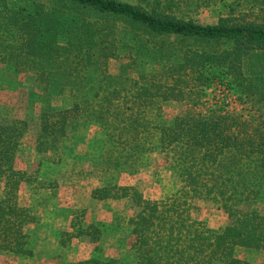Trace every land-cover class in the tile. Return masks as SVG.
Here are the masks:
<instances>
[{"label": "trees", "instance_id": "16d2710c", "mask_svg": "<svg viewBox=\"0 0 264 264\" xmlns=\"http://www.w3.org/2000/svg\"><path fill=\"white\" fill-rule=\"evenodd\" d=\"M205 8L217 21L191 17ZM255 9L262 12L247 15ZM113 59L122 62L117 75ZM0 64L30 73L39 89L38 154L60 161L79 123L97 128L88 152L105 176L92 196L141 208L128 222L132 264H256L238 250L264 252V213L238 208L264 200V0H0ZM215 86L242 108L207 107ZM181 102L184 116L166 112ZM28 129L24 119L0 124V252L31 257L19 194L40 175L17 163ZM154 152L181 182L162 200L119 184ZM197 199L232 224L214 231L194 220ZM78 231L99 243L107 228ZM82 264L129 263L93 255Z\"/></svg>", "mask_w": 264, "mask_h": 264}, {"label": "rangeland", "instance_id": "374dc122", "mask_svg": "<svg viewBox=\"0 0 264 264\" xmlns=\"http://www.w3.org/2000/svg\"><path fill=\"white\" fill-rule=\"evenodd\" d=\"M261 12L255 9L247 15L254 17ZM191 17L200 23H213L218 18L217 12L206 8ZM121 65L120 60H111L109 72L117 75ZM0 85V124H11L15 119H24L29 124L19 153L18 168L33 177L40 175L36 182H33L35 178L24 183L19 194L20 205L30 215L26 231L31 235L34 254L26 257L0 252V264H82L93 255L132 264L136 236L130 233L128 222L141 208L129 200H99L92 196L105 176L88 152L91 141L100 136L97 128L86 122L79 123L65 142L60 161H56L51 154H38L36 138L41 126L36 94L39 89L33 76L30 73L8 72L0 64ZM222 90L215 86L208 91L207 107L239 111L242 106L236 95ZM186 110L187 105L182 102L166 107V112L173 116H184ZM119 184L140 186L144 196L150 200H162L181 188V182L169 169L165 155L159 152L147 154L143 169L133 176L123 175ZM2 187L0 180V194ZM194 206L191 217L211 230H221L232 224L228 214L212 202L197 199ZM238 210L264 213V200L242 203ZM91 224L107 228L99 243H94L87 235H79L80 227ZM238 255L243 260L264 264V252L239 248Z\"/></svg>", "mask_w": 264, "mask_h": 264}]
</instances>
